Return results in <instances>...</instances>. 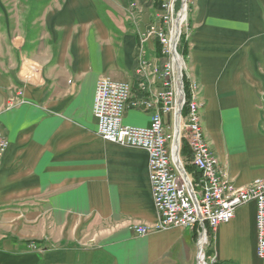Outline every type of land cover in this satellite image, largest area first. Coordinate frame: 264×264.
Returning a JSON list of instances; mask_svg holds the SVG:
<instances>
[{
	"label": "crops",
	"instance_id": "1",
	"mask_svg": "<svg viewBox=\"0 0 264 264\" xmlns=\"http://www.w3.org/2000/svg\"><path fill=\"white\" fill-rule=\"evenodd\" d=\"M151 1L0 0V264H196V229L132 231L158 222L149 157L98 137L93 113L102 77L140 95ZM189 23L206 141L234 186L247 187L264 179V0H194ZM146 46L163 65L158 46ZM151 118L128 109L123 123L147 128ZM256 218L255 202L239 207L208 257L264 264Z\"/></svg>",
	"mask_w": 264,
	"mask_h": 264
},
{
	"label": "built area",
	"instance_id": "2",
	"mask_svg": "<svg viewBox=\"0 0 264 264\" xmlns=\"http://www.w3.org/2000/svg\"><path fill=\"white\" fill-rule=\"evenodd\" d=\"M183 1V0H182ZM183 3V2H182ZM181 11L174 17L162 15L158 23L146 28L139 36V73L146 78L140 95L133 97L132 86L102 77L97 84L93 113L97 120V135L104 141L145 151L149 157L150 185L158 222L148 226L133 222L132 231L138 236L171 228L197 230L196 264H216V257H208L211 238L216 229L235 218L239 207L250 202L257 205L258 255L264 256V179L247 187H236L225 167L206 141L198 113L202 105L200 87L192 76L186 59L179 51L181 41L191 38L189 20L180 21ZM165 13L168 4L162 5ZM135 11L138 9L132 5ZM161 47L163 65L148 59L147 44ZM178 60V61H177ZM160 86L156 87L157 83ZM186 108V114L183 109ZM128 109L151 115L147 128L127 126L123 118ZM168 117V120H166ZM264 130V120H263ZM184 143L190 152L183 155ZM8 148V141L0 124V156ZM192 166L200 177L189 170Z\"/></svg>",
	"mask_w": 264,
	"mask_h": 264
},
{
	"label": "rangeland",
	"instance_id": "3",
	"mask_svg": "<svg viewBox=\"0 0 264 264\" xmlns=\"http://www.w3.org/2000/svg\"><path fill=\"white\" fill-rule=\"evenodd\" d=\"M177 1L178 0H152L151 1V3H149V5H148V7H147V11L145 10L144 12H145V18L146 19H144L145 21H143V26H145V27H143L142 28V30L139 32V33H141V32H143L146 28H148V27H150V26H152V25H155L156 23H158V20H159V17L160 16H162V15H167V16H169V15H171L172 14V6H173V3L175 4V5H177ZM193 1L194 0H187V7H186V9H187V18H188V20H189V13H190V10L192 9V5H193ZM137 2V1H136ZM183 1L181 0V7H180V9L179 10H175L174 11V17L176 18L177 17V14H179L180 13V11H181V8H182V6H183V3H182ZM160 5H159V4ZM165 3H167L168 4V12L167 13H165V9L163 8V4H165ZM132 5H135L136 6V8L138 7V6H140V5H138V4H136V3H133ZM132 5H131V8H132ZM186 6V5H185ZM177 7V6H176ZM175 7V8H176ZM138 9H139V7H138ZM137 9V10H138ZM150 10V12H149V10ZM132 11H133V9H132ZM140 12L139 13H141V11L143 12V10H142V6H140V10H139ZM183 13H185L186 14V12H184V8H183V11L181 12V14H183ZM190 24V23H189ZM183 39H184V42H185V44H187V53L184 55V56H188L189 54H190V50H191V48H190V40H187L186 41V39H185V37H183ZM183 42V41H182ZM156 44V43H155ZM157 46H159L158 44H156ZM180 46H181V44H180ZM156 47V46H155ZM160 50H161V47L159 46L158 47ZM161 53V52H160ZM182 54V53H181ZM188 59H186V61H187ZM31 64V62L30 61H26L25 62V64H24V66H26V65H30ZM34 67H36L35 65H34ZM26 70H29V71H33L32 69H30V68H25ZM263 120H264V117H263ZM263 120H262V127H263Z\"/></svg>",
	"mask_w": 264,
	"mask_h": 264
},
{
	"label": "trees",
	"instance_id": "4",
	"mask_svg": "<svg viewBox=\"0 0 264 264\" xmlns=\"http://www.w3.org/2000/svg\"><path fill=\"white\" fill-rule=\"evenodd\" d=\"M159 4V3H158ZM160 5V4H159ZM177 7H176V9L177 10H179L180 9V7H181V0H178L177 1V5H176ZM183 41V42H182ZM182 41H181V46H180V48H179V51L182 53V54H186L188 51V49H187V44H185V42H184V39H182ZM159 47V46H158ZM186 108L184 107V109H183V114H186ZM183 155L189 160L190 159V157H191V155H190V152H189V149H188V147H187V144L186 143H184V146H183ZM188 170L195 176V177H197V178H199L200 177V174L192 167V166H190V165H188Z\"/></svg>",
	"mask_w": 264,
	"mask_h": 264
},
{
	"label": "bare ground",
	"instance_id": "5",
	"mask_svg": "<svg viewBox=\"0 0 264 264\" xmlns=\"http://www.w3.org/2000/svg\"><path fill=\"white\" fill-rule=\"evenodd\" d=\"M184 12H186V6L185 5H184ZM185 19H186V14L185 13L181 14L180 21L185 20ZM33 71H29V70L23 69V72H22L21 76L24 79L32 78V76L34 74ZM195 105H199L198 102H197V100H196V98H195ZM198 124L201 125L200 124V114L199 113H198ZM0 158H1V156H0Z\"/></svg>",
	"mask_w": 264,
	"mask_h": 264
},
{
	"label": "water",
	"instance_id": "6",
	"mask_svg": "<svg viewBox=\"0 0 264 264\" xmlns=\"http://www.w3.org/2000/svg\"><path fill=\"white\" fill-rule=\"evenodd\" d=\"M186 1H187V0H183V3H185V4H186Z\"/></svg>",
	"mask_w": 264,
	"mask_h": 264
}]
</instances>
